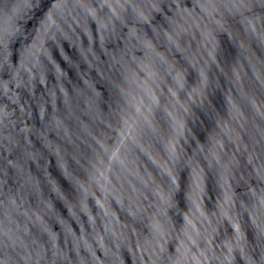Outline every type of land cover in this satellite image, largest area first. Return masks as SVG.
<instances>
[{
    "label": "clouds",
    "instance_id": "obj_1",
    "mask_svg": "<svg viewBox=\"0 0 264 264\" xmlns=\"http://www.w3.org/2000/svg\"><path fill=\"white\" fill-rule=\"evenodd\" d=\"M0 4L6 71L35 33L53 43L51 76L56 61L67 67L55 44L92 25L78 65L88 80L33 88L38 62L23 57L20 93L0 109V264L45 260L23 209L29 197L59 205L58 189L77 207L73 187L131 213L118 228L107 213L92 221L90 237L104 221L106 264L134 242L136 264H264V0H27L22 14ZM97 28L123 41L118 56L96 45ZM189 124L204 128L199 139Z\"/></svg>",
    "mask_w": 264,
    "mask_h": 264
},
{
    "label": "water",
    "instance_id": "obj_2",
    "mask_svg": "<svg viewBox=\"0 0 264 264\" xmlns=\"http://www.w3.org/2000/svg\"><path fill=\"white\" fill-rule=\"evenodd\" d=\"M25 2L27 0H8L10 4H19L21 6L18 9L21 14L24 12L22 5ZM85 2L90 3L91 6H95L97 0H85ZM2 8L3 5L0 4V26L4 23ZM92 23H96L95 19H93ZM77 31L79 32L80 30L78 29ZM91 37L92 25H86L83 29V35H80L79 38L72 33L66 32L64 42L67 43L68 47L64 49L63 45L57 42L55 44V52L60 56V59L65 61L67 67L59 65V62L56 61L57 66L53 69L51 76L48 75V60L52 57L53 48L51 41L45 40L43 36L37 38L36 34L33 33V38L27 42L23 50L21 44H16V67L10 68L7 71L0 67V109H3L10 103V97L15 98L13 93H20V89L15 87V80L18 72L21 75L23 74V71L20 69L23 57H29L34 62H38L39 77L43 83L33 84V88L51 93L55 86L60 83L61 76L71 81L74 87L77 86V77H79L81 82L88 80L87 76L81 75V70L78 65L81 61L87 63L85 60V48L91 47ZM95 43L98 47L108 44L109 47L107 50L117 56L120 54L123 46V41L118 40L114 35L111 41H102L99 28L96 29ZM138 54L143 56V50H139ZM9 63L11 64L12 62L9 61ZM69 67L73 69L71 73L68 71ZM85 71H87V68H85ZM179 74L183 79L191 77L190 83L194 82L197 78V73L192 70L187 72L179 70ZM9 81H13V83H9ZM88 83L94 86L93 81L89 80ZM45 86L47 87L45 88ZM43 94L44 91L36 92L37 96H42ZM35 112L39 116L40 110L38 107L35 109ZM159 118L161 120L166 119L162 111L159 113ZM188 127L191 128L192 134L197 139L204 132V128L199 126L194 127L192 124H189ZM206 139L207 133H205ZM47 140L48 138L45 137L41 143H47ZM33 142L35 143V141ZM201 142L203 143L204 141ZM37 147H40V145L37 144ZM160 155L162 157L163 153L161 152ZM161 163H163V160H161ZM149 170L151 171V169ZM53 179L55 182V178ZM58 190L61 192L59 205L55 201L48 200L46 196L43 204L40 203L39 197H29L23 209L27 213V217L34 222V226L33 224H29V228L37 235L41 247V254L45 257V260L41 261V264H106L105 252L108 244L104 239V221H98L99 228L90 237L87 233L92 232V221L95 220L97 213H107L110 226L118 228L120 224L130 223L131 213L122 212L115 204L109 206L100 198L99 193H94V198L91 201L84 199L75 187L69 189L76 198L77 207H73V201L66 198L62 190ZM81 213H84L83 221H87V228H85V223L81 220ZM16 219L23 222L25 218L16 217ZM139 227L140 225L138 223L133 224L130 231H136ZM228 228L229 225L225 224L220 229L221 238L227 234ZM220 243V240H214L213 247H216ZM49 250L51 251L49 252ZM125 252L127 255H124ZM139 252H142V249L134 242L131 248H125L116 254L117 264H136L135 253Z\"/></svg>",
    "mask_w": 264,
    "mask_h": 264
}]
</instances>
